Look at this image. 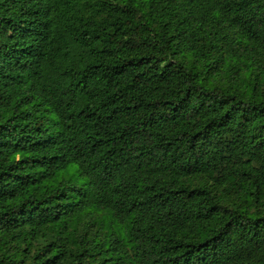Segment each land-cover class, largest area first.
Here are the masks:
<instances>
[{"label":"trees","instance_id":"trees-1","mask_svg":"<svg viewBox=\"0 0 264 264\" xmlns=\"http://www.w3.org/2000/svg\"><path fill=\"white\" fill-rule=\"evenodd\" d=\"M0 264H264V0H0Z\"/></svg>","mask_w":264,"mask_h":264},{"label":"rangeland","instance_id":"rangeland-1","mask_svg":"<svg viewBox=\"0 0 264 264\" xmlns=\"http://www.w3.org/2000/svg\"><path fill=\"white\" fill-rule=\"evenodd\" d=\"M75 177H76V182L78 183V184H82L83 183V178L82 177H80V176H78V175H75Z\"/></svg>","mask_w":264,"mask_h":264}]
</instances>
